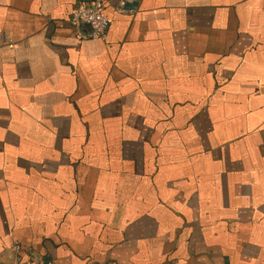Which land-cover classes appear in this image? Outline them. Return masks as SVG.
Masks as SVG:
<instances>
[{
  "label": "crops",
  "instance_id": "1",
  "mask_svg": "<svg viewBox=\"0 0 264 264\" xmlns=\"http://www.w3.org/2000/svg\"><path fill=\"white\" fill-rule=\"evenodd\" d=\"M87 1L0 0V261L264 264V0Z\"/></svg>",
  "mask_w": 264,
  "mask_h": 264
},
{
  "label": "built area",
  "instance_id": "2",
  "mask_svg": "<svg viewBox=\"0 0 264 264\" xmlns=\"http://www.w3.org/2000/svg\"><path fill=\"white\" fill-rule=\"evenodd\" d=\"M106 0H89L76 4L68 16L69 25L78 29L85 26L88 29L87 36L93 40H104L109 28V19L104 14ZM114 11L118 14H126L125 2L119 1L114 6ZM19 246H15L18 250ZM19 264V263H18ZM31 264H53L50 260L43 258L35 259Z\"/></svg>",
  "mask_w": 264,
  "mask_h": 264
},
{
  "label": "water",
  "instance_id": "3",
  "mask_svg": "<svg viewBox=\"0 0 264 264\" xmlns=\"http://www.w3.org/2000/svg\"><path fill=\"white\" fill-rule=\"evenodd\" d=\"M0 263H2V264H11V263H7V262H6V263H4V262H2V261H0Z\"/></svg>",
  "mask_w": 264,
  "mask_h": 264
}]
</instances>
